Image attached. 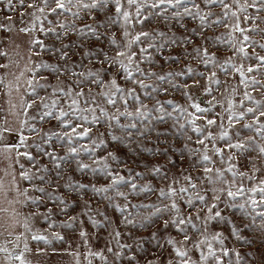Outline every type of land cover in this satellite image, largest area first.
Returning a JSON list of instances; mask_svg holds the SVG:
<instances>
[{"label":"snow or ice","instance_id":"6c2138e0","mask_svg":"<svg viewBox=\"0 0 264 264\" xmlns=\"http://www.w3.org/2000/svg\"><path fill=\"white\" fill-rule=\"evenodd\" d=\"M205 6L211 9V6L218 5L222 9V14L217 16L211 10L204 12L200 5L196 3V0H30L26 3V0H0V4L4 5V10L13 12L16 10L17 5L25 9L20 13V23L24 25L19 28V32L26 35L30 34L29 47L30 50H34V54L40 55L42 52H47L48 55L56 57V62L49 63L47 60H40L39 63H34L32 68L28 71L32 73V77L27 81V84L31 90L33 96L37 95V87L40 89H51V95L48 97L40 96L37 114L31 117L27 116L28 109L33 107L36 103L35 100L23 105L24 115L26 119L20 122L18 128H12L9 126H0V151L5 154H9V158L13 152H15L16 162L19 163V158L23 156L30 162H36V158L32 152L24 151L20 149L35 148L42 156L48 157L54 164L55 168L59 169L61 161L67 160L70 157H78L81 149L77 147H69L68 156H58L53 149L49 151L44 147L46 144H51L53 137L65 142L69 145L73 144L75 139L83 137H89L92 133L91 127H85V125H99L101 122L106 124L111 130L115 121L122 129H125L127 136H131V129H137V122H146L151 119L150 113L157 112L158 115L155 120L160 123H166L167 118L172 117V113L168 112L165 108V103L173 104V101L169 100L161 102L154 92H167V88H158L154 84L145 83V79L155 78V80L164 82L172 89L180 90L181 88H187L188 85H181L176 82L177 78L184 77L186 75H199L205 77V73L197 72L196 69L190 65L186 67V70L182 71H170L166 74L160 75L154 71H145L140 67L141 62L152 63V56L149 53V49H155L160 51L166 45V43L176 44L177 41L173 37H167V33L159 29H153L151 31L141 30L133 34L129 27H134L136 23L144 25L146 21L152 19L155 16L161 20L162 23L168 24L171 21H182L185 17H191L197 19L202 29L211 28L213 24L223 25L228 28L227 41L222 37H209L207 39L214 40L217 43H227L230 50L233 51V56H229L222 63L217 61L214 53H210L206 47H197L194 49L200 62L206 67L211 65L216 67L217 65L225 73H229L232 69L239 74L240 84L244 86L243 100L239 102V108L241 110L236 111V103L233 99H228V107L225 109L228 112V124L229 127H234L235 123H240L249 114L252 115L253 120L251 123L243 124V128L249 131L255 132L257 136L264 140V121L261 120L264 117V99H256L248 88H252L256 91L258 88L264 90V79H258L255 75L249 76L251 73H259L261 77H264V55L253 50L251 53L249 48H259L264 51V42H260L252 39L248 33L264 34V28H260L255 22L259 21L264 23V17L260 13L264 12V0H203ZM191 4L192 7H188ZM134 8V12L131 9ZM31 9L32 11H27ZM107 9H112V14L106 15L105 20L96 21L95 24H85L83 27H77L75 22L69 24L62 20H50L48 17L63 16L65 13H70L72 17L76 19H82L81 10H85L89 13L91 19L95 20V16L91 15L93 10L96 12L104 13ZM175 9V11L169 10ZM182 9V11H181ZM195 9V11H193ZM249 9L253 10L249 12ZM241 15H243V21H252V25L248 27H242ZM27 16L30 19L26 21L24 17ZM216 16L215 19L212 17ZM229 18L231 22L229 23ZM6 22H0V31L11 33L16 26L12 21V16L9 15L5 18ZM45 21L48 26L45 27ZM117 26L121 30V34L125 43L121 44L116 34L113 32L110 36H107L108 43L114 45L117 49L114 56H109L107 52H103L99 49L98 52L103 56V59H97V62L102 65H107L106 68L97 70L89 69L87 72H77L74 70L75 64L68 65L67 61L71 59L67 49L72 45L64 44L63 40L70 32L76 33L80 37L91 36L96 40L102 38V34L99 32L100 28H111ZM183 26V25H181ZM194 31V30H193ZM47 37L54 42L49 45L45 43ZM239 33V37L235 34ZM166 38V39H163ZM160 39L162 42L157 44L156 41ZM56 42H59L62 46L57 47ZM147 42V46H143ZM182 42L190 43L188 38H182ZM3 41H0L2 44ZM133 46L139 47V52L142 55L140 61L136 60L137 53L132 51ZM82 47V45H81ZM240 56L244 60H255V65L248 64L245 67L244 63L237 65L233 62L234 56ZM0 56L7 57L6 51H0ZM96 52L86 51L84 57H96ZM165 60H172L173 62H179V57H166ZM59 61H64L61 65ZM0 67H7V65H0ZM41 69H46L50 74H54L59 81L56 85L47 83H39L35 73ZM108 69H114L120 79H117V75H111L110 78L105 81L104 75L108 72ZM139 73V76L136 74ZM69 74L76 79L70 83L65 84L64 81H60L62 75ZM23 75V73H21ZM209 84H221V81L217 78V73L213 71L211 75L205 77ZM40 79L46 80L47 77L41 76ZM122 80L124 83L120 82ZM4 81L0 78V84ZM196 81H194V84ZM226 83V82H225ZM89 85H96L103 88L104 91L96 94L104 99V103L111 106L117 105V96L124 105V110L121 111L119 107L115 108V113H110L108 109L102 106L96 99V95L92 93V89ZM130 85V86H126ZM88 87L89 90L86 93L84 88ZM139 88L145 97L154 100L155 103L152 108H149L147 103L141 99L140 93L137 92ZM150 90V91H149ZM206 93L211 95L212 88L206 87ZM236 92V88L230 89V95ZM62 94L64 98H67V110L60 106V96ZM183 95L187 97L189 101L192 100L191 95L184 91ZM129 98L135 102V110H129ZM215 100V97H213ZM244 101H249L253 106H245ZM83 102V106L81 103ZM211 107H202L199 103L192 102L190 107L194 109V112H189L187 108L183 106H176L174 111L179 113L174 119L176 123L172 125V128L176 130V133L185 137L188 141L192 140V136L187 134L188 127L190 126L191 132L195 133L197 139L194 143L203 146V152L199 148H190L185 143L183 149L180 150L181 157L184 152H187L190 156L196 157L190 167L196 168L197 165L203 167L202 179L207 181L210 187L201 189L198 187L197 182L191 175H183V180L186 182L184 185L176 187L174 185L179 184L178 180H173L167 185V188H160L158 190L160 198H166L171 201L170 204H165L163 207L156 204H140L135 205L136 208H152L154 212L144 217L139 227L145 226V221L151 222L152 217L156 216L163 220V230L169 227L174 228L181 236V240H176L172 236H168L164 243H161L157 238V233H153L151 240L156 242L157 247L164 248L165 245L170 246L172 249V257L165 261V264H248V261L242 256L241 252L237 249L228 247L230 240H235L243 244L251 245L254 241L243 235L245 229L254 232L264 233V179H260L258 182L253 183L251 186H246L244 181H255L256 177L250 175L248 172L239 171L238 164L234 161H238L239 154L244 156L249 149L257 150L258 154L264 155V143H258L255 136H250L247 140L240 138L233 142L232 136L228 130H224L223 122L219 124L222 131L219 133V139L226 141V147L229 149V155L226 160L224 157V149L213 148L212 151L215 155L219 156L221 162H227L228 173H231V179L225 177V170L221 168H215L213 157L209 155V150L206 141L214 142L217 136L211 131H206L210 126L217 125V120L208 118L207 113H212L215 105L210 100L208 102ZM199 114V115H198ZM218 115V114H217ZM128 117L130 122L127 125L120 124V117ZM73 118L76 123L73 122ZM183 118L187 123H179ZM40 120L47 122L48 120H54L58 126L65 129L71 128V131H44L41 132L40 128H37L35 124L29 123L30 120ZM203 120V126L198 125L196 122ZM235 122V123H234ZM6 123V122H5ZM79 129V130H78ZM25 131L34 133L40 137L38 142L29 144V136L25 135ZM139 131V130H138ZM156 132L157 136L171 135L170 131L159 132L155 127H148L145 123L144 129L139 131L141 136L146 133ZM15 135L17 137L16 143H4L9 136ZM112 141L123 142L122 137L110 134ZM237 137H240L241 133L237 131L235 133ZM104 133H99L92 140L93 147H84L83 150L89 154L95 153L98 148L106 147L107 141L103 138ZM151 151V150H149ZM109 158L112 161H119V157L114 152H108V154L102 158L94 160L93 165L85 164L77 161L78 169L81 172L90 170L92 173L101 172L106 177L110 178V183L107 186L97 187L95 185L87 184H66L65 187L73 191L83 190L91 188L92 192L97 194L108 193L110 189H114L118 196L124 197L127 200L126 193L119 190V185L129 184L132 193H153L156 192L151 183L138 185L132 182L130 179H126L124 175L119 172L113 173L110 170L108 163ZM175 163V161H170ZM21 172L20 177L25 181H33L39 179L45 180L43 175H37L29 169H25L23 164H20ZM253 171H260L256 165L252 164ZM38 171L48 172L49 169L46 166H42ZM152 173L160 179H167V173L162 171L159 165L152 168ZM131 175V170L129 169ZM59 175V173H57ZM136 176L143 178V173H136ZM33 189L39 193H45V188L33 185ZM3 190V185L0 184V191ZM17 196L24 197L23 201L16 200L10 201V203H22V204H35L39 206L38 198L28 195V189H16ZM48 197L54 202L63 205L62 212H66L69 205L64 200L63 196H53L52 193H47ZM178 199L183 202L184 208L178 203ZM87 207V205H86ZM121 213L126 212L127 205L121 207L116 205ZM226 210H238L241 219H247L248 223L237 224L231 215L225 214ZM0 211H6L0 209ZM164 213L170 214L169 219H163ZM18 213L13 214V220L15 224L22 226L23 231L19 234H14L12 231H8V236L11 239H5L3 243H0V253H5V258L8 264L18 262V264H31L28 259V254L32 252L29 240L37 243H43L44 245H51L53 241H62L64 237L59 233L43 234L39 231H34L30 219L35 215L42 216L43 219L49 221V226L54 227L55 222L51 221L52 211L48 209L46 213H32L29 216H25L22 221L16 219ZM85 215H88L85 212ZM88 219L94 226H102L98 221L88 216ZM77 222V217H70L68 221H65L62 226L71 228L74 223ZM124 222L126 225L136 226L134 220L124 216ZM83 223V221H80ZM213 224L228 225L229 235H225L223 230L214 229ZM194 230V231H191ZM0 235H3L0 233ZM117 240V245L120 249L128 248L129 245L120 244L119 238L121 233L117 230L114 233ZM80 236L83 239H87V233L83 230L80 232ZM264 242V241H262ZM12 245L10 249L8 245ZM190 245V247H189ZM137 246L143 248V244L138 242ZM40 252L46 251V249H39ZM109 252H112V248H108ZM196 254V258H193V254ZM117 258L122 257V252L114 253ZM90 256H99L101 259H106L102 252H89ZM130 260L135 261L136 256L132 255L128 257ZM91 264V261H89ZM148 264H159V258L156 261H149Z\"/></svg>","mask_w":264,"mask_h":264},{"label":"rangeland","instance_id":"374dc122","mask_svg":"<svg viewBox=\"0 0 264 264\" xmlns=\"http://www.w3.org/2000/svg\"><path fill=\"white\" fill-rule=\"evenodd\" d=\"M28 2H30V0H26V3ZM228 2L230 3L231 0H228ZM196 3L200 5V8L204 12L211 10L213 13L217 14V16L222 14V9L218 5H213L211 6V9H209L204 5L203 0H196ZM188 7L191 8L192 5L189 4ZM24 11L25 9L17 5L15 11L9 12L4 10V5L0 4V22H6L5 18L11 15L12 21L16 25L11 33L0 31V41H3V43L0 44V51H6L8 53L7 57L0 56V65H7V67H0V78L4 81L3 84H0V126H9L12 128H18L20 122L27 118L24 115V104L32 102L33 100L36 101V103L33 104V107L27 111V116L31 117L37 114L38 105L40 103L38 97H48L51 95L50 88L40 89L39 87H37L36 90L37 95H32L27 81L33 74L30 73L28 69L32 68L34 63H39L42 59L47 60L49 63L56 62V57L48 55L47 52H42L40 55H36L34 54V50H30V34L26 35L19 32V28L24 26L20 23V13ZM27 11L32 10L28 9ZM131 11L134 12V8L131 9ZM171 11H175V9H170L167 14H170ZM193 11H195V9H193ZM252 11L253 10L249 9V12ZM110 14H112V9H107L104 13L93 10L91 15H94L96 18L93 20L87 11L81 10L82 19L74 18L70 13H65L63 16L59 17L50 15L48 19L57 21L62 20L69 24L75 22L77 27H83L85 24H95L96 21L105 20L106 15ZM260 15L264 17V12L260 13ZM215 18L216 16L212 17V19ZM24 19L28 21L30 18L25 16ZM231 19L232 18H229V23L231 22ZM241 21L242 27L251 26L253 23L252 21H243V15H241ZM255 23L260 28H264V23H260L259 21H256ZM47 26V21H45V27ZM153 29H159L166 32L167 37L175 38L177 43H166L165 47L159 52L155 49H149V53L152 56V63L141 62V68L146 72L150 70L163 75L170 71L186 70V67L190 65L192 68L196 69L197 72L205 73V77L211 75V73L215 71L221 84L210 85L205 77L199 75H186L177 78L176 82L181 85H188V87L175 90L172 89L170 85L157 81L155 78L145 79V83L154 84L161 89H168L167 92H154L153 95L162 103L169 100L173 101V104L165 103V108L168 112L172 113V117L167 118L166 123H160L155 120L158 113L154 111L150 113L151 119L149 121L137 122V129L130 130L132 133L131 136H127L125 129H122L119 124H116L115 121H113L111 130H109L108 126L103 122L99 125H85V127H91V135L89 137L75 139L71 145L61 142L53 137L51 144H46L44 147L49 151L54 149L58 156H68V149L70 146L81 149L78 157H70L67 160L61 161L59 169L55 168L53 162L48 157L42 156L38 153L35 148L20 149L21 152H32L33 156L36 158L35 163L28 161L23 156L19 158V163H17L15 152L10 154L11 158H9V154L0 151V184L3 185V190L0 191V209L6 210L0 211V233L3 234L0 235V243H3L5 239H11V237L8 236V231H12L14 234H19L23 231L21 225L15 224L13 220L14 213H18L19 215L16 219L22 221L25 216H29L32 213H46L48 209H51L52 211L51 221L55 222V226L50 227L49 221L43 219L40 215H35L30 219L33 230L39 231L43 234L59 233L64 237V240L53 241L51 245H44L42 242L37 243L29 240L32 252L28 254V259L31 261V264H89V261H91V264H148L149 261H156L157 258H159V264H165V261L172 257L173 254L170 246L165 245L164 248H159L157 247L156 242L150 238L155 232L157 233V238L160 242L164 243L168 236H172L178 241L182 239V236L171 227L162 231L163 220L156 216L152 217L151 222L145 221L144 227H139L141 220L154 212L155 209L136 208L135 205L156 204L157 206L163 207L165 204H170V200L159 197L158 190L160 188H167V185L173 180L179 181V184L174 185L176 187L186 184L182 178L183 175H191L201 189L210 187L207 184V181L202 179L203 167L201 165H197L196 168L190 167L191 162L196 159V157L190 156L187 152H184L183 157H181L180 150L183 149L185 143H187L190 148L201 149V152H203V146L194 143L197 136L195 133L191 132L190 126L186 130L187 134L192 136L191 141H188L185 137L179 136L176 133V130L172 128V125L176 123L174 118L179 115L177 111H174L176 106H183L187 108L189 112H194V109L190 107L192 102L199 103L202 107H211L212 105L208 103L211 100L215 105L213 112L205 115H207L208 118L217 120V125L210 126L206 130L211 131L216 135L217 139L214 142L206 141L205 143L207 144L209 155L213 157V166L215 168L224 169L225 177L228 179H231V173L226 171L228 166L227 162L222 163L219 156L215 155L212 151L214 147L224 149L225 160L229 155L226 141L219 139V133L222 131L219 124L223 122L224 130L229 131L233 142L240 138L247 140L248 137L255 136L258 143H264V140H261L255 132L243 128V124L252 122L253 117L251 114L247 115L243 121H240V123L234 122V127H229L228 112L225 110L228 107V99H233L236 103V108L234 110H241L239 108V102L243 100V92L245 90L244 86L240 84L239 74L232 69L229 70V73H225L218 65L216 67H212L211 65L206 67L200 62L199 58H194L197 56L194 51L197 47L208 48V51L214 53L217 61L221 63L229 56H233V51L230 50L226 42L221 44L214 40L207 39L209 37L219 36L227 41V33L229 29L223 25L218 26L215 24H213L211 28L202 29L199 21L197 19H192L191 17H185L180 22L171 21L168 24H165L155 16L149 21H146L144 25L136 23L134 27H129V30L133 34L141 30L151 31ZM99 32L102 34L100 40H96L91 36L80 37L74 32H70L69 35L64 38V44L72 45V47L67 49L71 57L67 63L68 65L75 64V71L87 72L89 69L97 70L107 67V65H102L97 62L98 58L103 59V56L98 50L102 49L103 52H107L109 56H114L116 54V47L110 45L106 38L113 32L116 34V38L121 44L125 43L121 30L117 26L100 28ZM37 35L44 38L46 44L51 45L54 42L50 38L43 37L40 33H37ZM235 35L239 37V33H236ZM248 35L254 40L264 42V34L250 32ZM182 38H188L191 42H182ZM161 42L160 39L156 41L157 44ZM56 46L61 47L62 45L59 42H56ZM143 46H147V42H145ZM253 50L264 55V51L258 47L255 49H248L250 53ZM86 51L96 52L97 56L85 58L84 53ZM132 51L137 53L136 60L140 61L143 54L139 52V47L133 46ZM166 57H179V62H173L172 60L166 61ZM233 62L237 65L244 63L245 67H247L248 64L255 65L256 63L254 59L246 61L238 55L234 56ZM59 63L63 65L64 61H59ZM21 73H23V75H21ZM35 75L39 80V83H47L51 85L59 83L56 76L50 74L46 69L37 71ZM111 75H117L114 69H108V72L104 75L105 81H107ZM136 75L139 76V73ZM248 75H255L258 79H264L259 73H251ZM41 76H45L47 79H40ZM74 79L76 78L71 77L69 74L60 77V81H64L65 84L70 83ZM117 79H120L119 75H117ZM194 81H196L195 84ZM120 82L122 84L124 83L122 80H120ZM208 86L212 88L211 95L207 94L205 91ZM89 87L92 89L94 95L104 91L103 88L97 87L96 85H89ZM231 88H236V92L230 95ZM88 90V87L84 88L86 93ZM247 90L250 91L256 99H264V90L259 88L256 91H253L252 88H248ZM184 91H187L191 95V101L183 95ZM137 92L140 93L141 99L147 103L148 107L152 108L155 101L145 97L139 88H137ZM57 95L60 96V106L67 110V98H64L62 94ZM213 97H215V100H213ZM96 99L102 106L106 107L110 113H115L116 107H119L121 111L124 110V105L119 100V96H117V105L115 107L105 104L104 99L99 95H96ZM244 104L246 107L253 106L249 101H244ZM81 106H83V102L81 103ZM129 110H135V102H133L131 98H129ZM261 120L264 121V117H262ZM73 122L76 123L74 118ZM129 122L130 120L128 117H120V124L127 125ZM29 123L35 124L37 128L41 129V132L71 131V128L65 129L58 126L57 122L54 120H48L45 122L37 119L30 120ZM145 123H147L148 127H155L156 131H170L172 134L157 136L154 131L141 136L139 131L144 129ZM179 123L184 124L187 123V121L181 118ZM196 123L203 126L204 121L198 120ZM237 131L241 133L240 137L235 135ZM99 133H104L103 138L107 141V146L98 148L94 155L85 152L83 148L93 147L92 140L98 136ZM110 134L122 137L123 142L112 141ZM25 135L30 137L28 140L29 144L38 142L40 139L38 135L27 131H25ZM16 142L17 137L11 135L4 143ZM110 151L114 152L119 157V161H112L111 158L108 160V163L111 166L110 170L113 173L119 172L121 175H124L126 179L135 182L138 187L151 183L157 191L153 193L136 194L131 192L129 184H121L118 187L120 191L126 193V200L124 197L118 196L114 189H110L108 193L97 194L92 192L90 187L76 191L65 187L66 184L80 183L95 185L97 187L107 186L111 182L109 177H106L101 172L92 173L90 170L81 172L78 169L77 161L96 167L94 160L106 156ZM237 155L239 156V159L238 161H234V163L238 164V170L248 172L250 175L256 177L255 181L245 180L244 183L246 186H251L260 179H264V155L258 154L255 149H249L244 156ZM170 161H175V163L173 164ZM253 163L260 169V171H253ZM20 164H23L25 169L31 170L38 176L43 175L45 180L41 181L39 179H34L29 182L21 179ZM156 165H159L162 168V171L167 173V179H160L152 173V168ZM42 166H46L49 171H38ZM129 169L131 170V175L129 174ZM138 172L143 173V178L136 176V173ZM57 173H59V175H57ZM33 185L45 188V193L35 191ZM17 188L21 190L28 189L29 196L38 198L39 206L31 204L30 202L27 204L15 202L10 203V201L24 200V197L17 196ZM47 193H52L53 196H63L64 200L69 205L66 212H62L61 208L63 205L51 200ZM177 202L181 204L182 208L185 207L183 202L179 199ZM117 204L121 207L127 205L126 212L121 213L116 207ZM85 212H87L88 215H85ZM225 214L231 215L232 219L238 225L248 223L247 219H241L238 210H226ZM89 215L102 226H94L88 219ZM125 215H127L129 219L134 220L136 226L126 225L124 222ZM162 215L163 219L170 218V214L168 213ZM73 216L77 217V222L74 223L73 227H63L62 224ZM80 221H83V223H80ZM212 227L214 229L223 230L225 235H229L228 225L221 226L213 224ZM81 230L87 233L86 240L81 238ZM117 230L121 233L119 238L120 244L129 245L130 247L124 249L119 248L114 235ZM243 235L252 239L254 243L248 245L237 242L233 239L228 242V247H234L240 251L242 256L248 261V264H264V242H262L264 241V233L245 229ZM138 242L143 244L142 249L137 246ZM8 247L11 249L12 245L9 244ZM108 248H112L113 251L109 252ZM39 249H46V251L40 252ZM89 252H102L106 259H101L99 256H90ZM116 252H122V257L117 258L114 254ZM5 255V253H0V264H8ZM132 255L136 256L135 261L128 258ZM193 258H196L195 253L193 254ZM13 264H18V262L14 261Z\"/></svg>","mask_w":264,"mask_h":264}]
</instances>
